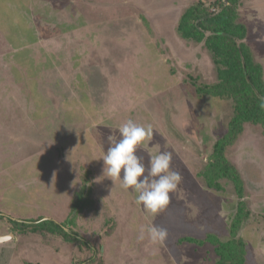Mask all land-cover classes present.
I'll return each instance as SVG.
<instances>
[{
	"label": "rangeland",
	"instance_id": "rangeland-1",
	"mask_svg": "<svg viewBox=\"0 0 264 264\" xmlns=\"http://www.w3.org/2000/svg\"><path fill=\"white\" fill-rule=\"evenodd\" d=\"M221 4L0 0V236L12 235L0 243V264H217L215 245L231 239L235 222L244 246L235 264H264V128L245 124L225 148L241 198L226 180L222 190L208 188L204 169L232 103L202 91L217 82L215 67L203 43L177 31L187 9H195L191 23L203 24ZM235 12L246 29L236 41L264 78V0H240ZM129 119L153 128L138 153L145 165L168 151L182 176L155 216L103 173L108 136ZM83 184L91 202L68 229ZM46 221L74 237L53 234ZM153 224L166 240H138Z\"/></svg>",
	"mask_w": 264,
	"mask_h": 264
},
{
	"label": "trees",
	"instance_id": "trees-1",
	"mask_svg": "<svg viewBox=\"0 0 264 264\" xmlns=\"http://www.w3.org/2000/svg\"><path fill=\"white\" fill-rule=\"evenodd\" d=\"M226 3L221 4V9L217 14L201 16L203 24L200 22L191 23L195 9L193 7L187 9L180 18L177 31L184 40L203 43L215 67L217 82L203 87L202 91L220 99H229L232 103V117L228 124V131L213 146L211 160L204 169V182L208 188L219 191L222 190L219 181L226 180L233 185L241 198V176L237 169L228 163L224 152L225 148L234 142L236 136L242 132L245 124L264 128V108L260 107L261 98H264V78L261 66L254 62L249 50L245 47L246 45L236 41L237 39L240 42L243 41L246 31L245 26L236 22L235 9L240 0H226ZM199 18L200 15L197 19ZM207 33H209L208 37H206ZM89 193L90 188L86 189V185L83 184L65 222L66 228L72 227L76 217L90 204ZM239 216H241V210L237 213V217ZM237 220L239 221V219ZM12 224L16 229L18 226L27 227L26 222H12ZM44 225H48L53 234L59 235L65 240H71L70 236H73V232L69 234L61 225L53 221H46ZM238 225L239 222L232 225L230 240L215 245L219 257L217 264H235L236 261L243 259L244 246L241 240L236 237ZM79 241L82 242V240Z\"/></svg>",
	"mask_w": 264,
	"mask_h": 264
},
{
	"label": "clouds",
	"instance_id": "clouds-1",
	"mask_svg": "<svg viewBox=\"0 0 264 264\" xmlns=\"http://www.w3.org/2000/svg\"><path fill=\"white\" fill-rule=\"evenodd\" d=\"M260 107L264 108V98ZM117 135L108 136V148L100 158L103 161V173L112 181H119L125 191L136 194L135 203L153 216L166 209L170 203V194L177 191L182 181L179 172L171 171L172 154L160 151L149 156L147 166L144 157L138 155L146 149L154 138L151 125H140L129 119L118 127ZM122 173V174H121ZM152 243H163L167 230L156 226L141 228L137 239L145 236Z\"/></svg>",
	"mask_w": 264,
	"mask_h": 264
},
{
	"label": "water",
	"instance_id": "water-1",
	"mask_svg": "<svg viewBox=\"0 0 264 264\" xmlns=\"http://www.w3.org/2000/svg\"><path fill=\"white\" fill-rule=\"evenodd\" d=\"M12 235H10L9 237H11ZM9 237H5V236H0V243L7 241L9 239Z\"/></svg>",
	"mask_w": 264,
	"mask_h": 264
}]
</instances>
